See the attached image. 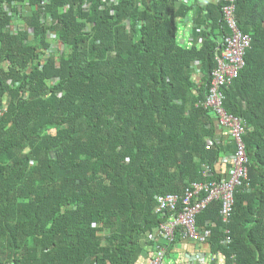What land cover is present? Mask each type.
<instances>
[{
  "label": "trees",
  "instance_id": "trees-1",
  "mask_svg": "<svg viewBox=\"0 0 264 264\" xmlns=\"http://www.w3.org/2000/svg\"><path fill=\"white\" fill-rule=\"evenodd\" d=\"M227 5L0 0V264H134L138 238L163 222L156 197L222 178L231 144L200 105L230 35ZM234 6L251 44L221 93L247 125L249 191L235 194L229 245L218 202L196 223L211 255L264 264V0Z\"/></svg>",
  "mask_w": 264,
  "mask_h": 264
},
{
  "label": "built area",
  "instance_id": "built-area-1",
  "mask_svg": "<svg viewBox=\"0 0 264 264\" xmlns=\"http://www.w3.org/2000/svg\"><path fill=\"white\" fill-rule=\"evenodd\" d=\"M228 5L222 8V18L230 31V35L225 37L221 50L215 55L216 68L211 73V84L201 107L210 110L216 115L220 129L226 132V136L231 144V151L223 158L228 165L224 177L219 180H211L201 184H193L190 190H186L184 195L177 196L168 194L156 197L154 214L161 218L163 222L158 228L153 229L154 237L160 240L155 246V253L149 264H163L165 258V245L174 242V235L179 231L182 239L203 246L206 244L208 231L200 230L196 223V217L202 213L211 203L220 204L219 214L221 221L226 228L224 230L225 239L221 243L227 246L231 243L230 231L227 225L233 211L235 194L240 190L249 191L247 156L242 137L247 131L240 119L233 117L223 109V94L221 89L236 80L245 66V55L250 48L251 36L244 34L238 28L235 18V1L222 0ZM51 22V20L49 19ZM18 21L13 20L14 25ZM55 39V37H52ZM53 50H58L56 42L53 41ZM202 75L198 70L192 74V81L198 84ZM211 171L204 167V176L209 178ZM157 243V242H156ZM164 243V244H161ZM164 245V246H163ZM202 255L188 256L189 264L203 261Z\"/></svg>",
  "mask_w": 264,
  "mask_h": 264
},
{
  "label": "crops",
  "instance_id": "crops-1",
  "mask_svg": "<svg viewBox=\"0 0 264 264\" xmlns=\"http://www.w3.org/2000/svg\"><path fill=\"white\" fill-rule=\"evenodd\" d=\"M208 3H216L217 0H199V3L205 4ZM190 17L192 18L193 24L196 26H200L201 20L203 19L204 15L201 13L200 8L197 6L193 7L192 11L190 12ZM197 30L192 33L186 32L185 35L182 36L183 39H190L197 41L198 40ZM220 139L221 137H217ZM223 141H227L226 135L222 136ZM221 140V139H220ZM231 146L226 148V151H231ZM228 165L226 162H222L219 167V171L221 173V177H224L225 173L227 172ZM155 233L150 232L144 236L138 238V245L136 247L134 253V264H149L153 254L155 253V246L159 244L160 240L157 238L152 237ZM157 242V243H156ZM175 242V241H174ZM170 243L165 245V258L163 264H189V260L187 257L194 256V255H202L203 261L196 262V264H226L225 259L223 258L222 254H210V250L208 245L197 246L196 244L184 240L181 238L180 241L176 243ZM164 244V243H161ZM164 246V245H163Z\"/></svg>",
  "mask_w": 264,
  "mask_h": 264
},
{
  "label": "rangeland",
  "instance_id": "rangeland-1",
  "mask_svg": "<svg viewBox=\"0 0 264 264\" xmlns=\"http://www.w3.org/2000/svg\"><path fill=\"white\" fill-rule=\"evenodd\" d=\"M178 27H179V30H182L183 28H184V26H183V24L182 23H179L178 22ZM14 31L15 30H18V24H15L14 25V29H13ZM53 133V132H52Z\"/></svg>",
  "mask_w": 264,
  "mask_h": 264
},
{
  "label": "clouds",
  "instance_id": "clouds-1",
  "mask_svg": "<svg viewBox=\"0 0 264 264\" xmlns=\"http://www.w3.org/2000/svg\"><path fill=\"white\" fill-rule=\"evenodd\" d=\"M199 1V0H198ZM217 1H220V0H217Z\"/></svg>",
  "mask_w": 264,
  "mask_h": 264
}]
</instances>
